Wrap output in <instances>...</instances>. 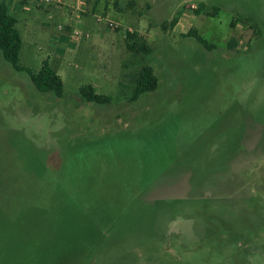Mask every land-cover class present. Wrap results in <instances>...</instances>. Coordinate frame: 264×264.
Returning a JSON list of instances; mask_svg holds the SVG:
<instances>
[{
  "label": "rangeland",
  "instance_id": "1",
  "mask_svg": "<svg viewBox=\"0 0 264 264\" xmlns=\"http://www.w3.org/2000/svg\"><path fill=\"white\" fill-rule=\"evenodd\" d=\"M84 1L59 45L18 25L62 97L0 52V264H264V0H100L117 29ZM145 67L158 88L131 103Z\"/></svg>",
  "mask_w": 264,
  "mask_h": 264
},
{
  "label": "trees",
  "instance_id": "2",
  "mask_svg": "<svg viewBox=\"0 0 264 264\" xmlns=\"http://www.w3.org/2000/svg\"><path fill=\"white\" fill-rule=\"evenodd\" d=\"M201 10V9H200ZM200 10L197 11L200 14ZM176 20L173 24H176ZM233 22V27L236 25ZM188 36H193L207 49L214 48L206 40L200 37L196 31L192 30ZM136 34H128L126 40L127 49L138 54L151 55L153 49L147 45H138L135 42ZM234 46V45H233ZM23 48V40L20 30L17 28V20L12 15L10 3L6 0H0V52L4 60L17 72H25L30 76V79L37 90L42 93H52L60 98L64 94V83L61 76L54 70L48 61L44 62L42 69L38 73H33L30 69L21 65V52ZM135 91L130 102L139 100L144 94L157 90L159 79L155 75L152 67H145L134 78ZM81 97L84 103H94L97 105H108L112 99L108 96L99 95L92 86H86L81 89Z\"/></svg>",
  "mask_w": 264,
  "mask_h": 264
},
{
  "label": "crops",
  "instance_id": "3",
  "mask_svg": "<svg viewBox=\"0 0 264 264\" xmlns=\"http://www.w3.org/2000/svg\"><path fill=\"white\" fill-rule=\"evenodd\" d=\"M99 1H94L93 7L89 11V18H99L96 15V7L101 3ZM6 2L10 3L11 13L17 20V28L20 23L26 37L31 39L27 45H35L37 41L44 39L46 43L44 41L43 45H59L61 42H66L67 36L57 30L59 27L56 28L59 21L72 27L75 24L89 26L87 21L80 19V13L86 12L87 9V1L84 0H54L51 4H39V0H22L18 3L6 0ZM37 7H40L42 11L40 12ZM35 9L38 11H34Z\"/></svg>",
  "mask_w": 264,
  "mask_h": 264
},
{
  "label": "built area",
  "instance_id": "4",
  "mask_svg": "<svg viewBox=\"0 0 264 264\" xmlns=\"http://www.w3.org/2000/svg\"><path fill=\"white\" fill-rule=\"evenodd\" d=\"M20 1H22V0H12L13 3H18ZM53 2H54V0H39V4H51ZM98 21L100 23L104 24L106 27L111 28V29H117L119 27V25L117 23H114V22H112L108 19L102 18V17H99ZM59 32L62 34L64 33L63 27H61V26L59 27ZM129 32L134 33V31L132 29H129ZM69 38H70L71 43L77 44L80 42V40L82 38V34L78 30L73 31L69 34Z\"/></svg>",
  "mask_w": 264,
  "mask_h": 264
}]
</instances>
